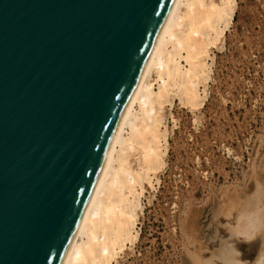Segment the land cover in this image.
Instances as JSON below:
<instances>
[{"label":"water","instance_id":"obj_1","mask_svg":"<svg viewBox=\"0 0 264 264\" xmlns=\"http://www.w3.org/2000/svg\"><path fill=\"white\" fill-rule=\"evenodd\" d=\"M174 0H0V264H60Z\"/></svg>","mask_w":264,"mask_h":264},{"label":"rangeland","instance_id":"obj_2","mask_svg":"<svg viewBox=\"0 0 264 264\" xmlns=\"http://www.w3.org/2000/svg\"><path fill=\"white\" fill-rule=\"evenodd\" d=\"M236 3L203 107L191 113L173 100L166 165L119 264H221L224 246L250 263L259 252L260 232L249 240L230 227L245 204L264 202V0Z\"/></svg>","mask_w":264,"mask_h":264},{"label":"bare ground","instance_id":"obj_3","mask_svg":"<svg viewBox=\"0 0 264 264\" xmlns=\"http://www.w3.org/2000/svg\"><path fill=\"white\" fill-rule=\"evenodd\" d=\"M236 4V0L173 1L60 264H119L121 254L132 248L139 235L142 197L158 184L157 171L166 165V119L173 100L191 113L203 107L213 80V49L223 48ZM255 199L243 204L237 223L230 227L243 238L253 235V229L255 235L260 232L259 216L247 215L250 204L264 206ZM259 235L261 247L250 263L241 261L227 246L214 254L221 264L236 260L256 264L264 253V234Z\"/></svg>","mask_w":264,"mask_h":264},{"label":"clouds","instance_id":"obj_4","mask_svg":"<svg viewBox=\"0 0 264 264\" xmlns=\"http://www.w3.org/2000/svg\"><path fill=\"white\" fill-rule=\"evenodd\" d=\"M247 215L249 216H259L261 227L259 229L261 234H264V206H258L256 203L249 205L247 209ZM253 235H249L247 239L251 240L254 238L256 230L253 229ZM235 255L238 257L239 253L236 252ZM234 264H239V260L234 261ZM256 264H264V253L261 254V257L256 261Z\"/></svg>","mask_w":264,"mask_h":264}]
</instances>
